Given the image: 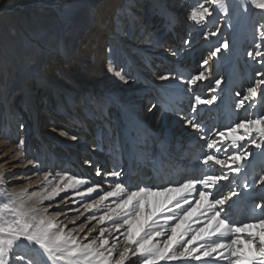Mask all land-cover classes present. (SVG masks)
Returning <instances> with one entry per match:
<instances>
[{"label": "bare ground", "instance_id": "obj_1", "mask_svg": "<svg viewBox=\"0 0 264 264\" xmlns=\"http://www.w3.org/2000/svg\"><path fill=\"white\" fill-rule=\"evenodd\" d=\"M57 1L62 2L64 10L69 9L67 6L70 1L76 2V0H30L28 2L19 3V0H8L6 5L0 6V23L2 24V26L0 24V50L11 51L13 59V67L10 72L6 70L2 59H0V121H2L1 127H3V130L10 129L14 133V135H12L13 139L18 135L19 131H21L25 144L30 142V140L35 139L37 142V148L36 151H33V154L36 157L42 156L41 158H44L47 155L55 159L61 156L67 157L65 152L60 153V151H58L59 148H57L54 145L56 143L52 141L59 142L57 145L60 147L66 145L65 150H68V147L70 146L76 148L74 151H70V158L72 161H76L77 166H81L78 167V173L74 171V167H72L74 170L61 171L64 166L62 163L57 165L53 172V175H62L67 172L69 175L78 176L86 181V183L78 189L64 192L73 193L66 198L67 202H72L66 204L65 207L79 206V204L84 202L86 198L103 193L106 189H111L116 182L125 183V185L130 183L127 181L128 170L126 166L124 171H121L122 176L119 179L114 180L106 175L109 172L115 171V167L117 166V163L113 162L116 157H114V153L109 150H116L118 152L124 151V157H128L131 152L139 154L148 152L149 154H146L145 156L155 157V153L158 150H161L159 156H162V158L160 159V157H158L157 159L163 160V166H165L163 171L164 178H168V182L163 178L161 179V177H152L150 181H146V183L142 182V184H140L139 181L135 183L131 182V186H167L173 178L172 174L166 171H171L173 169L174 174H177L178 182L180 183L186 179L185 175L191 174L192 176L197 173L198 178L201 171L206 168L201 163V157L195 150L196 147H198L207 151L205 141L200 139L203 134L191 129L186 124L187 119H192L193 115H195L197 122L204 124L207 128L212 127V130H223L227 126L234 125L241 120L254 119L258 114L264 113L263 96L257 98L254 106H246L237 109L235 105L241 97H237L236 93H233V89L230 86V84H238L243 88L241 90L244 93V90L247 87H250L249 85H253L252 80L249 82L246 81L245 84H241L242 74L246 73L248 74L247 77H250L252 72L250 69H244L245 65L242 64L243 68L240 69L241 66L239 65V67L237 63L238 58L240 57L241 59L242 56V43L244 41L242 33L244 28H246V31L248 27H252V22L255 19H258L260 28L264 27V10L257 8L252 3V0H222L224 8H218L215 12L211 11L212 16L208 21L211 20L214 22V19L218 22L220 21L222 25L219 28V34H223L224 37V33L227 32V38H229V36L232 37V39L235 38L234 45L230 50L227 49L222 51L216 59H213L210 54V56L207 57L209 68L211 69V73L208 74V79L200 81L194 86L191 85V89L188 91L183 88L185 81L181 77L188 72H183L182 69H184V67H179V65H167V61L165 60V57L174 56L173 54H170V45L161 41L156 44L153 43L154 45L151 46L150 44H147V41H140L139 36L143 34L144 37H146L150 32L152 28L150 25L152 22L151 19H154V24L158 17L157 12H154L153 14L156 16L153 15L149 18L150 11L152 9L156 10L155 7L159 6V4L162 9L165 10L166 16H169V22L167 23L169 32L181 33L183 23H185L184 17L186 16L180 14H186L188 10H192V8L201 4L211 10L213 5L211 6L207 0H190L189 3L185 2V0H144V2L142 0H124V2L123 0H100L97 5L98 7L96 8H93V5H91V0H85V3H83V5L81 4L80 8L74 9L67 14V17L69 18H74L76 14L79 19L84 20V18H86L89 21L88 27L92 26L91 30L86 32L82 39H75L74 45L76 44V46L73 50H65L66 47L69 48L70 45L66 43L65 47L64 40L66 39L62 37L64 28L59 23L48 24L43 21H40V25L31 24L26 21L20 23L18 18L20 14H23V12H26L28 9L52 7ZM119 1L121 2L122 10L119 19L116 21L115 18L117 12H115V10L116 8L117 11L119 9ZM2 4L4 3L2 2ZM230 4H234V8L228 13L231 8ZM124 7V12L128 13V18L125 21L127 25L122 27L119 26V21L120 17L124 15V13H122ZM225 8L226 11L224 10ZM216 13H218L219 16H217ZM110 15L112 17L115 15V20L112 19L113 23L108 22V16ZM186 18L189 23H194L193 25L195 28L202 29L206 27V22L197 24L189 19V16ZM41 19L44 20L43 18ZM170 21L172 23H170ZM19 24L23 26V33H26V43L29 45L31 43L30 40L37 42L36 50H29L24 53L20 51L22 47L20 42L21 30ZM249 35L252 37L251 34ZM204 39L206 38L204 37ZM219 39V36H216L209 40L210 45L208 51L215 49L212 43L214 41H219ZM61 42H63V44H61ZM135 49L137 50V56L130 54V51H135ZM92 51L95 56L93 59L89 57ZM190 51L191 49L187 50V52ZM110 56L111 58H109ZM139 56L141 57L140 59ZM193 58L194 54L191 56L190 60L192 61ZM116 59L120 60V62L122 61V64H124L123 66H126L127 63L130 64V66L132 65L138 74L133 75L134 78H130L126 73V75H123L124 80H121L120 77L116 75V71L111 64L112 60ZM146 61V65H148L147 67L145 66ZM109 65H111L113 71L108 70ZM190 65L191 64H187L190 69L194 70L195 66ZM77 66H80L79 72L76 69ZM144 69L148 70L147 73L144 72ZM243 69L244 72H241ZM218 70H221L223 73V83L219 89L213 92L211 91V88L214 84V78H217L216 71ZM165 75L169 76V79L162 80L161 77ZM34 86L39 88V93L36 99L33 93ZM208 86L210 88L205 91ZM16 89H19L22 93L19 94L16 99V104L11 105L10 99L11 96L15 94L13 90ZM54 90L58 91L59 94H56ZM129 91L134 92L127 93ZM121 92H125L129 98L120 97L122 94ZM139 92L140 94H137ZM79 93H83L82 101L80 102L76 99V97L79 96ZM134 93H136V95H133ZM41 95L43 96L39 101ZM195 95H201L204 99L209 100L215 95L217 99L213 101L211 105L200 106L197 112L193 114L191 99H193ZM58 96L61 98H58ZM151 97H156L155 99H158V103H161L156 105L157 109L162 107L165 110L161 121L163 126L167 125L168 127L165 133L160 131L159 128L156 129L153 127L152 124L147 123L148 117H143L141 115L142 103L148 101ZM122 98L127 99V101H122ZM44 100L50 102L49 108H54V111L56 112L58 111L57 107L59 106L61 117L70 114H67L68 110L66 105L72 104V106L76 108L78 115L81 116V119L86 122V125L88 124L87 127L80 132H73V128L71 129V127L67 125V122L59 123L60 120L58 119L53 123H49L47 126V124H45L46 121L52 119L54 117H52V115L56 112H51V110L46 112V108L42 109ZM14 102L15 101H13V103ZM107 104H111L110 106L113 110H116V116L111 118V120L107 119ZM90 107L92 108L90 109ZM5 108L9 109V111H6ZM157 109L152 111L154 118ZM95 110L97 111L94 112ZM86 111H88L89 116L86 114ZM168 117L169 121L172 118L171 123L166 121ZM100 121H103L102 126L100 123V125L98 124ZM20 122L23 127L19 126ZM181 123L183 125L179 127V124ZM94 130L97 132L95 140H100L104 143V146L101 148L97 147L96 141H93V138L92 140L88 138V134ZM116 131L117 133L114 134ZM64 133H67V135H64ZM237 134L242 135L243 130ZM111 135L113 136V141L110 140V144L105 147L108 142L107 139H109ZM153 135L157 139H160V141L164 140L165 142L162 148L157 149L152 153V146L159 142L157 139L151 138ZM73 136L76 137L75 140L72 139ZM3 137L4 133L0 131V148L5 144L3 143ZM211 137L215 138L213 131ZM252 139H255L257 143H264V138L259 137L255 132L247 138V141L241 142L242 144H246V150L251 153V156L247 163L242 165V171L239 174L229 173V179L222 181L217 190L218 195L216 198H219L220 194L227 195L230 191H235L237 193L236 196L232 197L227 208L230 221L243 223L252 222L246 218L244 213L239 215L243 210H237L236 208L243 202L244 199L240 200L243 196L248 197L251 193H254L256 196V192L259 191L258 196L260 197L258 200L256 196L257 202L259 201V204L264 205V184L256 182V185L251 187V180L248 181L253 174L256 181L260 175H264V148H255L250 142H248ZM39 145L40 147H38ZM8 147V150H6V148H3V150L0 149V161L3 156L5 157V159H2L4 161L0 163V183L4 182L1 185L5 187V189L3 187V189L0 190V200L7 199V194H11L13 200L24 201L26 203L29 199L35 197V195H33L34 193L47 195V193L38 186L39 182H34L32 180V178L35 177L36 169H39L37 167H40L41 164L35 161H32L33 163L29 164L28 161H31L29 159L30 156H32L29 152L25 155L21 154L17 156L16 153L20 150L14 145ZM221 147L230 148L231 145L225 143ZM168 148H170V150H168ZM10 149L12 152H10ZM7 152H10L9 157L7 154L4 155ZM28 155L29 157L27 158L26 156ZM219 155L221 158H225L226 156L231 155V151H222ZM101 157L104 158L100 161L99 158ZM143 158L145 157H140V159ZM95 159L100 161V163L94 172ZM107 160H109V162L105 163ZM171 160H173V164H171ZM15 161L19 162V164L8 167ZM136 161L138 162V160ZM124 163L126 164V162ZM148 167L155 168V163L149 162ZM8 168L10 169L8 171L10 178L6 181V179L4 180V176L7 173H5V170ZM208 171L215 175L224 174L219 168L213 170L208 169ZM97 172L100 173L98 176L101 177V180H95L102 182L103 186L100 185L101 187L97 192H93L83 197L76 196L75 193L77 191L84 193L87 188L94 187L99 183L96 181L95 183H92V177L97 175ZM188 172L190 174H188ZM136 177H140V174H137ZM23 178L28 182L23 184L19 183ZM245 184H247L248 187H245ZM53 186L48 187L49 192L52 190ZM21 189H27V192H21ZM155 197L156 196H151L149 198L152 199ZM189 199H198V193L193 194ZM37 200H35V205H38V203H36ZM149 201L152 205L161 202L163 204L160 203L162 209L160 206L158 209L164 211L162 212L163 215L164 213H166V215L171 214L165 212V209L168 208H171L172 213H175L178 216L183 214L168 201L166 195L158 196L157 200L154 199ZM86 204L87 203L81 205L80 208H84L83 206ZM152 205L149 206L151 207ZM109 206H112L111 198L104 201L103 205L100 207L85 212L86 215L91 214L95 217V220H98L99 217L108 210ZM153 206L156 207V204ZM182 207L185 211L187 210V205H182ZM38 209L43 210L42 208ZM72 212H74L73 209H66L62 214L68 215ZM158 212L160 213V211ZM47 215L50 216L48 213ZM198 216L199 210L193 212L186 221L181 224V229L187 227L196 229L203 226V224L193 223ZM260 217L264 218V213H262ZM90 218V216L87 217L85 227L94 221ZM161 219L162 218L160 217V220ZM200 219L202 220L203 218L201 217ZM72 220L73 219L68 220L66 224H71ZM161 222L162 224L164 223V221H159V223ZM173 223L174 222L170 221L165 226V235L160 238H155L154 242L158 240V242L155 243H159L161 247H163V242L166 240L165 238L168 235H171L170 229ZM148 224L150 223L145 224V227H147ZM102 226L109 230L112 229L111 222L105 221L103 224H98L96 222V224L90 228L92 231H88L82 236V239L86 240V236L87 239H95L94 237ZM181 229H178V234ZM157 230L159 231V229ZM120 231H125V228ZM252 231L258 232L259 229H252ZM133 234L138 236L141 232L133 231ZM105 236L109 239V247L111 246L112 241H114V237L119 236V239L123 238L119 232H112V235H109L108 232H106ZM75 237L77 239V236ZM186 239L190 240L191 234H189ZM122 240L120 241L122 242ZM207 243V239L194 241L189 245V248H198L200 244ZM28 249L34 252V254L31 255V259L35 263L37 262L36 260H39L44 264H52L50 260H47L46 256L42 257L36 249L29 247ZM245 250H247V248ZM224 254L227 255V252ZM194 257L195 253L192 257H188L186 260H159L157 261V264H202V261H198ZM204 259L209 260V264H212L213 260L214 264H230L227 260H220L215 257V254L213 258ZM138 262H141V260L133 257L130 263L137 264Z\"/></svg>", "mask_w": 264, "mask_h": 264}, {"label": "snow or ice", "instance_id": "obj_2", "mask_svg": "<svg viewBox=\"0 0 264 264\" xmlns=\"http://www.w3.org/2000/svg\"><path fill=\"white\" fill-rule=\"evenodd\" d=\"M213 6L224 8L222 0H207ZM252 3L259 9L264 10V0H252ZM226 11V8L224 9ZM212 16V12L204 5H197L192 8L189 19L197 24L208 21ZM217 32L206 33L205 38L216 36ZM260 37L264 39V30L260 32ZM261 45L257 44L256 48ZM229 44L227 41L220 44L211 52L213 59L218 58L219 54L227 50ZM253 56L252 52L248 53ZM255 57H260V64L264 66V52L255 51ZM201 71L191 76L187 81L189 85H196L200 81L208 79L211 73L209 61L204 60L200 65ZM113 71L111 65L108 68ZM116 75L124 80V76L120 72ZM257 76L264 77V73H257ZM162 80L169 79L165 75ZM223 78H214V84L211 91L215 92L221 87ZM237 97H241L236 108H244L246 106H254L258 97L264 96V78L256 79L253 86L247 87L244 93H236ZM217 97L204 99L201 95H195L191 104L192 112L195 114L200 106L211 105ZM186 124L195 132L204 131L207 133V127L198 123L196 116L187 119ZM23 127V125H21ZM243 130L242 135H238ZM215 138L211 135L201 136L200 139L205 141L207 151L203 154L201 163L209 170L219 168L224 172L223 175L203 174L198 178H187L183 182H170L167 186L152 185L148 187L137 186L135 190H128L125 183L116 182L109 191H105L103 195H98V199L84 205L85 211L98 208L103 205L104 201L112 199V206L101 215L97 221L103 224L105 221L112 223V229L101 227L99 235L96 239L88 240L87 243H78L72 231H65L66 225L60 226L56 223L55 216H48V208L40 210L33 204L31 207L26 206L24 202L18 205L10 203H0V264H9L11 254H14L22 245L36 249L42 257L46 256L52 264H130L133 257L141 260V264H156L159 260L182 261L188 257H192L195 253V259L202 261V264H209V260L204 258H219L227 260L230 264H264V218L253 217L254 222L243 223L230 221L227 208L232 199L236 196L235 191L228 192L227 195H218L220 183L229 179V173L239 174L242 171V165L247 163L251 153L246 150V144L241 142L247 141L253 132L261 138H264V113L258 114L254 119H244L227 126L223 130H212ZM67 135V133H64ZM76 139L75 136L72 137ZM255 148H264V143H257L255 139L248 141ZM225 143L231 145L230 148H222ZM16 147L20 150L25 148V140L19 139ZM231 151V155L221 158L219 153ZM22 152L18 151L17 156ZM32 164V161H28ZM97 175H100L97 172ZM107 176L119 179L122 176L121 171H113L106 174ZM257 183L264 184V175H260ZM86 181L75 175H69L65 172L62 175H53L51 171H45L39 186L43 191L47 192L49 186H53L47 195H40L36 203L43 201H51L61 192L78 189L84 185ZM248 187L247 184L244 185ZM100 185L89 187L86 192L77 191L76 196H85L100 189ZM21 192H27V189H21ZM198 193V199L190 200L193 194ZM166 195L168 201L181 211L182 215L172 213V209H165V212L171 213L163 215L164 223L159 220L151 219L154 213H149L146 219L151 220L147 230L141 227L140 235L133 234L134 225L139 222L141 216L145 215L146 209L150 204L149 197ZM182 205H187L185 211ZM256 209L264 213V205L256 204ZM199 210V216L193 221L195 224H203V226L193 229L191 227L181 229V224L193 213ZM75 211H78L76 209ZM83 215V213H80ZM203 218L202 220L200 218ZM78 217L73 218L72 223L76 222ZM90 219H95L91 217ZM118 221H123L119 223ZM174 222L170 229L171 235L163 242V247L159 243H155V238L165 235V226L169 222ZM85 225H80L79 230L83 231ZM126 228L121 232V229ZM159 229V231L157 230ZM178 229H181L178 234ZM252 229H259L258 232ZM92 230L89 229V232ZM108 232H119L123 236L121 242L119 236L114 237L116 241L109 247V239L105 236ZM191 234V239L186 237ZM87 239V236L85 237ZM207 239V244H200L198 248H189L194 241H202ZM247 248V250H245ZM227 252V255L224 253ZM16 264H33L31 258L23 253L15 256ZM214 264V260L212 261Z\"/></svg>", "mask_w": 264, "mask_h": 264}, {"label": "rangeland", "instance_id": "obj_3", "mask_svg": "<svg viewBox=\"0 0 264 264\" xmlns=\"http://www.w3.org/2000/svg\"><path fill=\"white\" fill-rule=\"evenodd\" d=\"M8 0H2L0 1V6L1 5H6L8 2ZM28 2L30 0H19V3H23V2ZM67 1V0H65ZM126 1H129V0H126ZM144 2V0H142ZM141 1V3H142ZM2 2L4 4H2ZM100 2V0H91V5H93V8H96L98 7V3ZM124 2V0H123ZM185 2L189 3L190 0H185ZM83 3H85V0H76V2L74 1H70L69 5L67 7H69V9H66L64 10V6L62 4L61 1H57L55 2V5L52 6V7H40V9H28L26 12H23V14H20L18 16L19 18V21L20 23L23 22V21H26V22H29L31 24H38L40 25V21H43V22H46L48 24H52V23H59L63 28H64V33L62 35V37H64L66 40H64V45L67 43L70 45L69 48L66 47L65 50H73L75 49V46L76 44L74 45V42H75V39L77 38H83V35L90 31L92 26H89L88 27V24H89V21L84 18L83 19H79L78 15L76 14L74 16V18H69L67 17V14L74 10V9H77V8H80L81 7V4L83 5ZM140 3V4H141ZM119 9L117 11V8L115 10L116 13V21L119 19V16L121 15V10H122V5H121V2L119 1ZM212 6V5H211ZM231 8L229 9L228 13H230L232 11V9L234 8V4H230ZM92 8V9H93ZM156 10L152 9L150 11V15H149V18H151L153 15L154 12H157V20L156 22L153 24V18L151 19V30L150 32L146 35V37H144V35H140L139 36V40L142 41H147V44H150L151 46H153L154 44L156 43H159V42H166L168 45H170V51H171V55L173 54L174 56L173 57H165L166 61H167V65H173V66H177L179 65V67H184V69H182L183 72H188L187 74H185L184 76L182 75L181 77L183 78V80L185 81L184 84H183V88L190 90L191 89V85H189L187 83V81L191 78V76L193 75H196L199 71L203 70L201 69L200 65L202 64V62L204 60H208L207 57L210 56L211 52L213 50H209V40L212 38V37H218L219 36V41H214L212 43L213 47L216 48V47H219L220 44L224 43L225 41L228 42L229 44V48L228 50H230L232 48V46L234 45V41H235V38L232 39V37L229 36V38L226 37V33H224V37H223V34H218L216 36H210L209 38L207 39H204L205 37V34L206 33H212V32H217V30H219L220 26L222 25V23L219 21H216L214 18V22H212L211 20L207 21L206 23V27L200 29V28H195L194 27V23H189L188 20H187V16L190 15V12L191 10H188V12L186 14H180V15H183V16H186L184 17V20H185V23H183V27H182V31L181 33H174V32H169V29L167 27V23L169 22V16H166V12L165 10L162 9V7L160 6H156L155 7ZM161 8V9H160ZM219 7L217 6H213L211 7V10L210 11H216L218 10ZM125 11V7H124V10L122 11V13H124V15L122 17H120V23H119V26H122V27H125V25H127V23L125 22L127 20V12H124ZM217 16L218 13H216ZM156 16V15H155ZM215 16V14H214ZM115 15H113V17L110 15L108 16V22H111L113 23L112 19H114ZM41 18H43L44 20H42ZM219 18H222V17H219ZM114 19V20H115ZM170 23H172L170 21ZM258 19H255L253 20L252 24L253 26L252 27H248L247 30L245 31L246 28H244V31L242 33V38H244V41L242 43V56H241V59L240 57L238 58L237 60V63H238V66L241 68L242 65H245L244 66V69H250L251 70V74L250 77H247L248 74L244 73L242 74V83L241 84H245L246 81H250L252 80V84L253 81L255 82L256 79H262L264 77H257V73H264V66H262L260 64V57H255V51H261V52H264V39H262L260 37V32L262 30H264V27L263 28H260V25L258 24ZM1 24V23H0ZM20 25V24H19ZM87 25V26H86ZM2 26V24H1ZM155 26V27H153ZM20 35H21V49L20 51L21 52H26V51H29V50H36L37 49V42L34 41V40H30L31 43L28 45V43H26L25 41V38H26V33L24 34L23 32V26L20 25ZM252 35V37H250V35ZM158 40V41H157ZM157 41V42H156ZM230 41V42H229ZM152 43V44H151ZM154 43V44H153ZM61 44H63V42H61ZM259 44L261 45L260 48H256V45ZM191 49L190 52H187V50ZM136 52L137 50L135 49V51L131 50L130 51V54L131 55H136ZM249 52H252L253 53V56H249L248 53ZM194 54V58L193 60L191 61L190 58L191 56ZM139 55V54H138ZM122 56V54H121ZM91 59H93L95 56H94V52L92 51V53L90 54L89 56ZM111 58V56L109 57ZM141 57L139 56V59ZM0 59H2V62L4 63V66L6 68L7 71H12V54H11V51L9 50H6V51H3V50H0ZM108 60V58H107ZM171 60V61H170ZM143 61V60H142ZM174 61V62H172ZM191 61V62H190ZM107 62V61H106ZM236 63V64H237ZM115 69L116 72H120L121 75H126V73L128 74V76H130V78H134L133 75L135 74H138V72H136L133 68V66L130 64H126V66H123L124 64H122V61L120 62V60L116 59V60H112V63H111ZM147 64V61L145 62V66L147 67L148 65ZM187 64H191L190 66H195V69H190ZM242 64V65H241ZM246 67V68H245ZM79 68L80 66L78 67L77 66V70L79 72ZM175 68V67H174ZM244 69L241 71V72H244ZM173 70V68H172ZM189 70H193V71H189ZM148 70L144 69V72L147 73ZM215 71V70H214ZM217 74H216V77L217 78H221L223 73L222 71L218 70L216 71ZM136 79V78H135ZM134 80V79H133ZM9 82V81H8ZM50 83V82H49ZM51 84V83H50ZM141 84V83H140ZM9 86V85H8ZM230 86L232 87L233 89V93H237V92H240L241 94H243V91L241 89H243L242 87H240L238 84H234V85H231ZM248 86V85H246ZM249 86H253V85H249ZM33 87V86H32ZM18 88V87H17ZM210 87L208 86V88L205 90L207 91ZM34 96H35V99L37 98V95L39 93V88H36V86H34ZM36 89V90H35ZM237 90V91H236ZM56 94H59L58 91L54 90ZM136 91H139V90H136ZM13 92L15 93L14 95L11 96V99H10V102H11V105H15L16 102H17V98L19 96V94H21L22 92L19 90V89H16V90H13ZM134 91H129L127 93H133ZM122 94L120 95V97H123V98H129V96H127V94L125 92H121ZM137 94H140L137 93ZM47 95V94H46ZM133 95H136V93H134ZM235 95V94H234ZM43 95L40 96L39 98V101L40 99L42 98ZM82 96H83V93H79V96L76 97L77 101H82ZM48 97V96H47ZM60 96H58L59 98ZM264 97V96H263ZM61 98V97H60ZM122 98V101L125 100L127 101V99H123ZM156 98V97H155ZM155 98H149L148 101H145L144 103H142V113L141 115L143 117H148V121L147 123L149 124H152L153 127H155L156 129L159 128L160 131H162L163 133H165V131L168 129L167 125L163 126L162 125V119H163V113L165 112V110L161 107V108H158L157 109V112H156V115H155V118L153 117V113H152V110H151V107L149 106L151 104V102L155 99ZM264 99V98H263ZM157 100L156 102L158 103V99H155ZM13 101H15L13 103ZM193 102V99H191V104ZM47 103V104H45ZM81 104V103H79ZM111 105V104H110ZM109 104L106 105L107 107V110H106V114L108 115L107 116V119H110L111 118H114L116 115H115V111L116 110H113V108L110 106ZM11 107V106H9ZM50 102H47L46 100H44V104L42 106V109L43 108H46V112H48L49 110H51V112H53L55 109H50ZM72 104H67L66 105V108H67V114L69 115H65V116H62L61 117V112L59 111L60 107L58 106L57 107V112L55 114L52 115V119L46 121L45 124H47V126L49 125V123H53L55 122V120H60V122H67V125L69 127H71V129L73 130V132H77V131H81L82 129L86 128L87 125L85 124L86 122H84L83 119H81V116L78 115L77 113V110L76 108H72ZM85 107V106H84ZM92 107H90L91 109ZM6 111H9V109H6ZM87 110V109H86ZM97 110H95L94 112H96ZM64 113V112H63ZM73 113V114H71ZM93 113V112H92ZM86 114L89 116L88 114V111H86ZM57 116V117H56ZM32 119V117H31ZM104 120V118H103ZM167 122L171 123L172 121V118L170 119L169 121V117L167 118L166 120ZM101 124V126L103 125V121H100L98 122V124ZM1 124H2V121H0V131L2 133H4V137L2 138L3 139V143H5L3 145L2 148H0L1 150H3V148H6V150L9 149L8 146L10 145H14L16 146L17 145V142L19 139L22 138V135H21V131L18 132V135L15 137V139L12 138V135H14V133L9 129V130H3L1 127ZM99 124V125H100ZM183 124H179V127H181ZM19 126L21 127V122L19 123ZM19 127V128H20ZM112 133V132H111ZM117 131L114 133L116 134ZM97 137V132L96 130H94L93 132H91L90 134H88V138L92 140L93 138V141H95L96 137ZM112 135L109 137L110 140H112ZM113 141V140H112ZM103 143V142H101ZM59 144V143H58ZM97 144V142H96ZM57 148H59L58 151H60V153H63L65 152V156H61L57 159L55 158H51L49 155L45 156L44 158H41V157H36L33 153V151H36V148H37V142L35 139H32L30 140V142H27V144H25V148L23 150H20L22 152L23 155H25L27 152H29L32 156H30V159L31 161H35V162H38L41 164L40 167H37L39 169H36V174L34 175L35 177L32 178V180L34 182H40L42 181V176H43V173L45 171H51L52 173L55 171L56 169V166L59 165V164H64L63 168L61 169V171H68V170H74L75 172L78 173V167H81L80 165L77 166L76 165V161L75 160H71V154H70V151H74V149H76L75 147H68L69 149L68 150H65V146H58L57 144H54ZM40 147V145L38 146ZM168 150H170V148H168ZM107 151V150H105ZM110 152L114 153V160L113 162L114 163H117L118 167L116 166V170L115 171H124V168H125V164H123L124 162H129V156L128 157H124V151H116V150H109ZM139 151V150H138ZM10 152L11 149H10ZM10 152H7L5 153L4 155H10ZM121 155V157H120ZM27 158L29 157L26 156ZM128 158V160H127ZM2 159H5V157L3 156ZM0 161V163H2L4 160ZM121 161V162H120ZM73 162V164H72ZM100 161L96 160L95 161V167L93 169V171L95 172L98 165H99ZM19 162L15 161L14 163L10 164L8 167H10L11 165H18ZM72 167H74V169H72ZM123 169V170H122ZM10 169L8 168L7 170H5V178L4 180L6 179V181L10 178V174L8 173ZM80 170V168H79ZM86 177V176H84ZM93 178V181L92 183H95V179H100L101 180V177H99L98 175H94ZM169 180V179H168ZM5 181V182H6ZM10 181V180H9ZM28 182L25 178L22 179L21 184L23 183H26ZM96 182H99L98 180ZM130 182V181H129ZM4 183V182H2ZM2 183H0V190L3 189V185H1ZM7 183V182H6ZM99 185L103 186L102 182H99L98 183ZM39 186V185H38ZM126 186L128 187V190H135V186H131V182L128 184H126ZM40 187V186H39ZM105 187V186H104ZM5 189V187H4ZM111 189H106V191H109ZM46 192V191H44ZM47 192H49V188H47ZM46 192V193H47ZM104 193V192H103ZM103 193H99V194H96L94 195L93 197H88L85 199L84 202H82L81 204H79V206H70V207H65L66 204H69L71 203L72 201H69L67 202L66 201V198L68 196H71L73 193L70 192V193H60L58 196H56L53 200L51 201H43L42 203H38V205H36L37 208H48L49 211H48V214L50 216H55L56 217V222L57 224H59L60 226H64L66 225V229L65 231H72V234L74 236H77V239H78V243H87L88 240H92L93 238L91 239H86V240H83L82 239V236L85 235L89 229L94 225L96 224V222L98 221L97 219H92L94 220L90 225L88 224V226L84 227V230L83 231H80L79 230V226L80 225H85L86 222H87V217H93V215H86V212H85V209L84 208H80L81 205L85 204V203H91V201L93 200H96L98 199V195H103ZM7 199H2L0 200V203H10V204H13V205H18L21 203V201H15L12 199V195L11 194H7ZM39 199V196H35L31 199L28 200V202H24L26 204V206L28 207H31L34 203H35V200ZM157 200L158 199V196H156L155 198H149V200ZM259 202V201H258ZM257 202V204H259ZM65 203V204H64ZM161 202H158L155 203L156 204V207L153 206L155 204H150L149 205H152L151 207L148 205V208L146 209V212H145V215L141 216L139 222H137L134 227H133V231H140L141 227L144 228V230H147L148 229V225L147 227H145V224L147 223H151V220H148L146 219V216L149 214V213H154V215L151 216V219H154V220H159V221H164L163 220V214L162 212H164L162 209V205L160 204ZM159 206L161 207V209H158ZM152 208V209H151ZM155 208V209H154ZM164 208V207H163ZM66 209H73L74 212H72L71 214H68V215H63V211L66 210ZM76 209H78V211H75ZM153 210V211H152ZM160 211V213L158 212ZM106 212V211H105ZM80 213H83V215H80ZM70 215V216H69ZM164 215H166V213H164ZM78 217V219H76V222L75 223H71L69 225H67V221L70 220V219H73V218H76ZM160 217L162 218L160 220ZM119 223H123V221H118ZM162 224V222H161ZM104 227V226H102ZM126 230V228H125ZM99 235V232L97 233V235L94 237L95 239L97 238V236ZM124 238H120V240H122ZM167 239V237L165 238ZM113 240V239H112ZM123 241V240H122ZM116 241H112V243H115ZM155 242H158V240H156ZM23 253L25 256L31 258V255L34 254L33 251L29 250L28 247H24L23 245L18 248L16 250V252L14 254H11L10 255V258H9V264H16V260H15V256L18 255V254H21ZM37 262L35 263L33 261V264H44L42 262H40L39 260H36ZM130 264H133V263H130ZM137 264H141V262H138ZM157 264V262H156Z\"/></svg>", "mask_w": 264, "mask_h": 264}, {"label": "trees", "instance_id": "obj_4", "mask_svg": "<svg viewBox=\"0 0 264 264\" xmlns=\"http://www.w3.org/2000/svg\"><path fill=\"white\" fill-rule=\"evenodd\" d=\"M52 142H54V143H56V144H58L59 142H56V141H52Z\"/></svg>", "mask_w": 264, "mask_h": 264}]
</instances>
